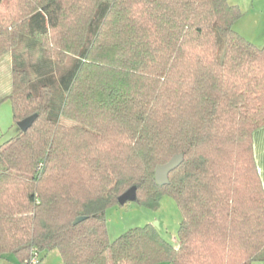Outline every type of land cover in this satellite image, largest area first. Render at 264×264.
I'll use <instances>...</instances> for the list:
<instances>
[{
    "label": "trees",
    "instance_id": "1",
    "mask_svg": "<svg viewBox=\"0 0 264 264\" xmlns=\"http://www.w3.org/2000/svg\"><path fill=\"white\" fill-rule=\"evenodd\" d=\"M241 18L228 0H0L17 131L0 147V258L25 264L58 250L64 264L264 262L253 138L264 127V47L235 31ZM22 42L62 72L33 79L15 52ZM178 155L158 186L156 168ZM133 187L154 210L174 198L177 247L151 224L109 239L106 212Z\"/></svg>",
    "mask_w": 264,
    "mask_h": 264
},
{
    "label": "rangeland",
    "instance_id": "2",
    "mask_svg": "<svg viewBox=\"0 0 264 264\" xmlns=\"http://www.w3.org/2000/svg\"><path fill=\"white\" fill-rule=\"evenodd\" d=\"M8 1L9 0H6V3H8ZM101 1H103L104 4H110L113 0ZM239 8L242 12V18L235 24L234 29L238 32L237 28L244 27L245 33L247 34V37L244 38L255 45L253 40L260 42L264 35V7H260L258 4L257 7L248 5ZM258 27L259 29L261 28V37L260 35L259 37H256L255 34H252L254 29ZM260 44L262 45H259L261 47L258 46V48H263L264 42L262 41ZM15 52L16 55L27 59L26 62L31 66L29 72L33 74V79L35 77L34 74L37 73V71L43 75H48L51 80L62 72V69L57 67L56 64L38 62V59L42 55L37 44H24L22 42ZM3 78L4 76L0 75V88L3 84ZM59 122L70 125V123L63 118H59ZM16 134L17 131L14 122L12 103L8 99L4 101L0 99V147L14 138ZM182 220V212L176 201L168 195L163 196L160 202V207L156 210L132 202L125 206L119 205L110 208L106 212L108 235L112 242L126 234L131 229L151 224L158 228L160 234L165 240L176 245L178 231Z\"/></svg>",
    "mask_w": 264,
    "mask_h": 264
},
{
    "label": "crops",
    "instance_id": "3",
    "mask_svg": "<svg viewBox=\"0 0 264 264\" xmlns=\"http://www.w3.org/2000/svg\"><path fill=\"white\" fill-rule=\"evenodd\" d=\"M232 5H236L238 7H245L251 5L253 7H257L258 4L260 7H264V0H228ZM264 10V8H263ZM261 28H255L252 34H255L256 37H261ZM238 33L242 37H247L245 33L244 27L237 28ZM250 39V38H249ZM257 47L262 45V41L264 42V35L261 38L260 42L257 40H253ZM261 47V46H259ZM14 66V53L11 52L5 55L2 59H0V75L4 76L3 84L0 88V99L2 101L7 100L8 97L12 93V71ZM254 150H255V160L257 164V168L259 171V175L261 178V182L264 188V127L255 131L254 135ZM178 246V242H176V247ZM41 256V264H64L60 253L57 250H53L50 252L40 253ZM0 264H22L20 263L17 258L13 255H7L0 258ZM166 264V263H162ZM253 264H264V262L258 261L254 262Z\"/></svg>",
    "mask_w": 264,
    "mask_h": 264
},
{
    "label": "water",
    "instance_id": "4",
    "mask_svg": "<svg viewBox=\"0 0 264 264\" xmlns=\"http://www.w3.org/2000/svg\"><path fill=\"white\" fill-rule=\"evenodd\" d=\"M37 116H31L18 124V128L22 132H27L34 124ZM184 161L183 155L175 156L170 162L165 165L158 166L155 171V180L158 186L163 187L169 184V176L174 172ZM137 201V188L133 187L121 195L118 199L120 206H125L128 203ZM83 219H78L75 224H78ZM156 227V226H155Z\"/></svg>",
    "mask_w": 264,
    "mask_h": 264
},
{
    "label": "built area",
    "instance_id": "5",
    "mask_svg": "<svg viewBox=\"0 0 264 264\" xmlns=\"http://www.w3.org/2000/svg\"><path fill=\"white\" fill-rule=\"evenodd\" d=\"M25 264H41L40 253L34 252L30 261L26 262Z\"/></svg>",
    "mask_w": 264,
    "mask_h": 264
}]
</instances>
